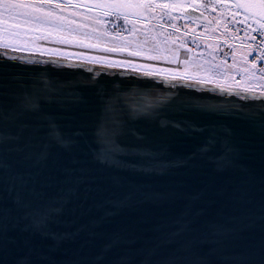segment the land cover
Masks as SVG:
<instances>
[{
  "label": "water",
  "instance_id": "water-1",
  "mask_svg": "<svg viewBox=\"0 0 264 264\" xmlns=\"http://www.w3.org/2000/svg\"><path fill=\"white\" fill-rule=\"evenodd\" d=\"M229 1L248 11L241 7L248 0ZM182 14L203 16L192 7ZM0 52L8 56L0 59V130L15 136L24 126L2 153L0 264H167L177 253L185 264H264V104L243 102L264 97ZM120 71L124 77L103 74ZM37 95L70 146L52 144L48 159L34 165L26 156L39 151L44 130L36 114L17 106ZM174 123L203 131L185 134ZM209 133L211 151L189 159ZM17 174L23 188L13 187ZM127 194V203L112 206ZM37 209L43 216L34 220L29 213ZM178 220L186 227L174 235Z\"/></svg>",
  "mask_w": 264,
  "mask_h": 264
},
{
  "label": "rangeland",
  "instance_id": "rangeland-1",
  "mask_svg": "<svg viewBox=\"0 0 264 264\" xmlns=\"http://www.w3.org/2000/svg\"><path fill=\"white\" fill-rule=\"evenodd\" d=\"M86 1L95 9L112 7L129 16L126 20L134 30L130 32V26L126 23L124 27L128 31L122 35L120 30L125 29L121 25V29H118L100 22L93 13L67 9L69 2L66 0L54 15L44 20L29 23L21 20L14 27L10 24L6 27L3 8L0 7V47L8 45L10 50L22 53L69 56L70 59L107 67L115 65L113 68L120 70H127L124 64L131 62L138 72L171 74L178 79L216 86L223 84L228 89L239 91L252 88L257 94L263 87V74L259 70L264 64L260 50L248 41L247 33L254 29L264 30V24L243 13L235 20L232 6L221 8L220 3L224 0L207 1L210 5L213 2L215 9H208L205 3L200 5L193 0L196 2L192 5L204 14L196 19L184 16L181 7L164 10L154 6L149 8L150 3L146 0H128L127 5H142V8L114 7L124 5L118 0L100 1L97 4ZM158 1L166 4L164 0ZM191 1L174 0L170 1V5L184 6ZM71 2L73 5L74 1ZM55 3L58 4V1L52 4ZM225 9L228 11L225 12ZM162 11H167L176 19L168 23V16L161 18ZM177 20L183 22L177 31L165 27L176 24ZM56 46H61V49Z\"/></svg>",
  "mask_w": 264,
  "mask_h": 264
},
{
  "label": "snow or ice",
  "instance_id": "snow-or-ice-1",
  "mask_svg": "<svg viewBox=\"0 0 264 264\" xmlns=\"http://www.w3.org/2000/svg\"><path fill=\"white\" fill-rule=\"evenodd\" d=\"M52 0H0V7L3 8L4 13V20L6 27L10 24L13 27L18 25L21 20H23L24 23H29L31 21H41L46 19L47 17H50L54 15L55 9H59L60 5H55L54 8L47 7V5H51ZM114 7H136V8H142V5H115ZM149 8H152L153 5L149 4ZM155 7H158L162 10L170 8V7H183L182 5H165L160 4L156 5ZM242 9H246L244 14L246 17L251 16L254 20H260L264 22V0H248V2L244 3L242 6ZM165 16H168V23L171 22L172 19H176V17L171 16L167 11H162L161 18L163 19ZM126 19V17H125ZM134 30V29H132ZM255 31V29H254ZM4 47L7 49L9 48L8 45H4ZM14 50V49H13ZM113 49H108V51H112ZM0 59L7 60L8 56L0 52ZM13 63H25L23 60H13ZM109 67H114L115 65H108ZM125 68L127 70H130L132 73H135L137 69L132 65L131 62H126L124 64ZM85 71L91 72V69H85ZM262 74H264V68H261L259 70ZM101 74L99 70H97V75ZM107 75H119L121 77L125 76V71H120L118 73H103ZM146 75H155L153 72L145 73ZM95 78V77H94ZM173 79H178V77L173 76ZM182 79V78H179ZM159 83V81H157ZM244 92H251L253 96H255L257 93L252 88H245L242 89ZM262 97H264V91H261L259 93ZM238 99L240 97H237ZM244 103H261L264 104V99L260 101L251 100L248 97L243 98ZM18 110L20 113L23 112H31L36 114L37 119L40 121V125L44 130V140L45 142L39 146V151L36 152H28L26 159L32 160L34 165H39L42 162L46 161L48 159V148L55 144L58 147H68L70 146V138L65 135L64 131L61 128V125L57 122V120L50 116V114L45 113L42 111V99L39 95L31 97V98H22L18 104ZM238 111H241L238 109ZM3 120V115L0 114V121ZM173 127L176 131L190 134L191 132L195 131H203V129H197L195 126H182L179 123H174L170 125ZM24 132V126H21L18 132L15 136H6L2 130H0V180H2V173L6 169V164L3 159V149L5 145L8 143L9 140H15L19 142L23 136ZM135 135V133H133ZM216 143V137L209 133V136L205 139V142L197 149V153L192 154V156L189 157V159H195L196 155L199 154L200 156H206L212 149V147ZM29 145H23L18 147V151H25ZM173 166L180 167L184 166V162H176L173 164ZM222 170V169H218ZM33 177L30 175L28 177L29 180H31ZM16 184H19L21 188L25 186V178L19 174L15 177V183L13 187L15 188ZM132 194H127L122 200L114 201L112 203L113 207L123 206L125 203H127L128 200L131 199ZM201 194H197L196 198L199 199ZM14 203L17 204V206H24V202L21 199V197L17 196ZM29 215L34 220H39L43 216L42 210H33ZM3 216L4 211L2 208H0V240L3 238ZM177 227L175 230L174 235H180L181 231L184 230L186 227V224L182 220H178L175 222ZM181 253H177L174 257L170 258L167 262V264H185V262L180 258ZM237 264H244L243 259L241 258Z\"/></svg>",
  "mask_w": 264,
  "mask_h": 264
},
{
  "label": "flooded vegetation",
  "instance_id": "flooded-vegetation-1",
  "mask_svg": "<svg viewBox=\"0 0 264 264\" xmlns=\"http://www.w3.org/2000/svg\"><path fill=\"white\" fill-rule=\"evenodd\" d=\"M54 1H58V5H62L63 4L62 2L64 0H54ZM66 1L69 2V4H66V7H68L67 9H74L75 8V10L76 9H80V10H84V11L93 13V16L96 17V19L99 20L100 22H106L107 25H112V26L118 27V29H121L120 28V25H121L122 26V29H125V30H120L122 35H125V33H126L125 31H128V30H126V27H124L126 25V23H127L130 26V32H131V29H132L131 24L125 19V17L126 18H129V16L123 15V13L119 12L117 9H114L112 7H105V6H102L101 10L95 9V8H93L95 6H93L92 4H90L86 0H66ZM71 1H74L73 2V5H72V2ZM84 1H86L85 4H84ZM100 1H107V2L108 1H110V2L112 1L113 2L115 0H90V2H93L95 4H97ZM118 1L121 2L124 5H127L129 3L128 0H118ZM197 1L200 3V5H203L204 3L205 4H210V3L207 2L209 0H205V1H203V0H197ZM156 2H157V0L155 1V3ZM195 2L196 1H193L192 0L191 3L188 2L187 4H185L181 8L184 9V8H187V7H192L194 9L198 10L196 7H194L192 5ZM224 2H225V4H223ZM158 3H159V1L157 2V4ZM223 3H220L221 8L222 7H226L227 8V6H229L228 8H231V6H232V8L234 9V13H235L234 14L235 15V20H237V18H240L241 17L242 12H240V10L234 5V3L232 4V2H231V4H232L231 5L229 0L228 1L227 0H224ZM82 4H84V5H82ZM55 5H57V4L55 3ZM55 5L54 4H51V5H47V7L54 8ZM211 5L214 6L213 5V2L211 3ZM84 6L87 7V8H85ZM55 10H58V9H55ZM198 11H200V10H198ZM227 11L228 10L225 9V12H227ZM79 15H84V13H80ZM84 16H87V15H84ZM203 16H204V14H203ZM233 31H230V33H232ZM49 45L48 44H44V46H49ZM59 47H61V46H56L57 49H61ZM2 49H6V48H2ZM7 49H9V48H7ZM196 53H198V52H196ZM27 54H31V53H27ZM32 55H38V56H43V57H48V58H58V59H63V60H68V61L85 63V64L100 65L98 63H90V62L85 61V60L80 61V60L75 59V58L70 59V58H68L69 56H65V57L63 56V57H61V56H53V55L41 54V53L32 54ZM155 75L156 76H160V77L165 76V74H163V73H155ZM173 76L174 75H170V77H173Z\"/></svg>",
  "mask_w": 264,
  "mask_h": 264
},
{
  "label": "built area",
  "instance_id": "built-area-1",
  "mask_svg": "<svg viewBox=\"0 0 264 264\" xmlns=\"http://www.w3.org/2000/svg\"><path fill=\"white\" fill-rule=\"evenodd\" d=\"M159 10V9H158ZM183 22L182 20H177L176 24L174 23L173 25H169V26H165L167 28L172 29V31L174 30H178V28L182 27ZM259 33L264 34V30H255L252 34L253 36L251 38H254V40H252V44L256 45L255 47H257L260 50V56L262 57V59H264V38L259 36ZM263 61V60H262ZM264 64V61H263ZM263 80H264V74H263ZM261 91H264V84L262 89L259 91V93Z\"/></svg>",
  "mask_w": 264,
  "mask_h": 264
},
{
  "label": "bare ground",
  "instance_id": "bare-ground-1",
  "mask_svg": "<svg viewBox=\"0 0 264 264\" xmlns=\"http://www.w3.org/2000/svg\"><path fill=\"white\" fill-rule=\"evenodd\" d=\"M147 2L149 1V0H146ZM209 3V2H208ZM206 5H208L209 7H208V9H215L216 7H214V6H212V5H210V4H206ZM205 5V6H206ZM139 12H140V10H139ZM184 24H186V23H184ZM245 32V31H244ZM254 32V31H253ZM253 32H250V33H247V36H248V41L250 42V43H253L252 42V40H254V38H251L252 36H253ZM246 33V32H245ZM259 36L260 37H263L264 38V34H261V33H259ZM248 45H249V43H248ZM0 49H2V48H0ZM7 50H9V51H14V50H10V49H7ZM17 52H20V51H17ZM185 53H183V56H185L184 55ZM263 61H264V59H262ZM260 68H264V66L263 67H260ZM179 70V69H178ZM142 73V72H141ZM143 74H145V73H143ZM171 75V74H170ZM162 77H165V78H172V77H170V76H167V75H165V76H162ZM179 80H184V81H189V80H185V79H179ZM203 83V82H202ZM217 85V84H216ZM219 87H223V88H226V87H224V85L222 84V85H218ZM228 89V88H227ZM233 90H235V89H233ZM259 94V93H258Z\"/></svg>",
  "mask_w": 264,
  "mask_h": 264
}]
</instances>
